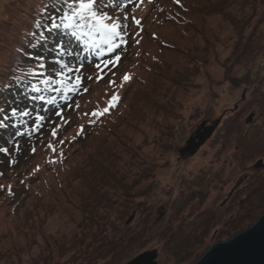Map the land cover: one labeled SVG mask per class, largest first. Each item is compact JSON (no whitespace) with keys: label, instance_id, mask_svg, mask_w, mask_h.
<instances>
[{"label":"rangeland","instance_id":"obj_1","mask_svg":"<svg viewBox=\"0 0 264 264\" xmlns=\"http://www.w3.org/2000/svg\"><path fill=\"white\" fill-rule=\"evenodd\" d=\"M26 3L28 0H0V62H4L6 46L16 41L13 31L24 26L23 6ZM199 8V0H151V3L138 0L125 8L122 15H128L125 32L128 44H123L125 49L120 52L118 66L110 65L106 72L105 69L100 72L96 67L90 70L82 67V87L78 94L69 95L71 107L57 98L56 107L65 109L63 121L53 114L55 109L52 107L44 113L54 123H45L38 133L53 125L58 127V135L53 137L48 130L45 142H33L35 138L24 141L23 136L26 135H23L12 140L11 144L5 140L6 137L2 138L0 147H8L9 154L0 153V231L4 228L6 233V226L11 229L12 223L18 224L27 213L34 215L38 208L46 209L52 200L50 191H56L62 183L64 166L83 157L84 150L98 139L92 133L101 125H109L112 119L125 111L126 106L145 105L152 90H168L177 72L192 66L186 52L202 41V30L207 32L210 29L216 33L209 45H213L221 55L218 57L217 54V61L211 57L210 65L202 72L196 74L198 71L190 70L188 73L182 89L171 102L167 117L162 120L163 133L155 138L158 139L157 144L152 146L146 159V165L151 164L155 168L152 173L147 170L135 186V192L146 193L136 201L148 207V219L155 222V227L148 232L150 236L141 241L144 244L136 245L133 254L131 251L116 257L111 254L99 256L93 245L85 251L87 247L80 245L72 249L70 256L81 260L90 255L89 261L87 257L86 261L83 260L84 264H127L146 251L157 250L158 264H193L214 243L226 241L257 221L264 208L256 212V219L246 221L245 225L239 224L236 228L234 225L226 226L241 215L238 209L242 199L247 197L246 201L249 200L245 205L250 201L258 203L252 187L264 183V168L252 171L260 161L264 162V37L256 48H249L243 58H230L238 40L235 29L230 25L218 27V20L215 27H202L204 20L198 15ZM258 11L248 8L245 15L251 17ZM133 16L140 20V25L133 22ZM181 17L190 19L188 27ZM261 29L264 33V28ZM245 30V34L251 33L253 27H245ZM61 42L74 51L75 46L59 35L50 43L52 49L49 54ZM163 44L166 46L162 47ZM167 44L172 47L168 48ZM226 46H229L227 51ZM49 54L46 57L50 60L53 56ZM87 54L93 60L103 59ZM83 56L81 53L80 58ZM67 59L75 63L74 58ZM158 63L161 64L159 75L153 70ZM101 75L103 78L97 80ZM125 75L130 76L127 82L123 80ZM111 79L115 80V87L109 85ZM16 93L15 97H21L28 103L27 95ZM113 93L119 96V103L108 114L97 118L85 115L107 107ZM218 121L221 126L215 137L207 140L196 153L186 154L185 151L193 149L188 150V142ZM227 129L231 132L228 140L222 133ZM15 133V129L10 131V134ZM15 142L19 143V151ZM49 144L55 146V152L48 147ZM10 157L11 160L7 159ZM48 188L52 189L46 191ZM149 214L153 215L152 219ZM138 215L133 209L125 225L134 224L135 220L137 223ZM209 217L212 218L210 222L207 221ZM80 219L79 215L61 223L57 221L53 227L47 222L45 235H48V244L54 246L61 235H69L67 233ZM186 238L193 243L201 242L195 244L193 257L188 262L178 263L176 261L183 258L179 245ZM47 242L43 253H48L50 246ZM167 249L170 254L165 251ZM62 260L61 264L69 262L65 257ZM33 261L29 259L23 264H38V261Z\"/></svg>","mask_w":264,"mask_h":264},{"label":"trees","instance_id":"obj_2","mask_svg":"<svg viewBox=\"0 0 264 264\" xmlns=\"http://www.w3.org/2000/svg\"><path fill=\"white\" fill-rule=\"evenodd\" d=\"M60 6L59 0H28V3L23 6L24 26L13 31L16 41L6 46L3 52L4 62H0V124L3 125L0 126V142L6 137L5 140L11 144L12 140L18 137L16 133L10 134L12 129H19L20 132L25 133L29 127L28 124L21 126L18 117H11L13 108L18 111L23 110L17 107L20 98L15 97L16 91L26 94L23 84L14 83L16 76H20L21 79H31L23 75L24 71L35 67L33 57L44 56L49 52L48 45L56 35L72 39L66 33L52 32L47 33V39L41 42L38 35L40 29L37 25L45 23L47 17L56 15ZM199 6L198 15L203 16L204 20L202 27H215L214 24L218 20V27L230 25L232 29H235L238 40L230 58H243L242 55L245 56L249 48H256L259 40L264 37L261 29L264 28V0H199ZM248 8L259 11L248 17L245 15ZM187 10H189L188 7ZM11 18L14 17L11 16ZM239 19L242 20L238 22ZM181 21L186 23L187 27L190 24L188 17H181ZM186 26L182 31L184 33ZM245 27H253L252 32L245 34ZM213 33L212 29L207 32L201 31L202 41H198L191 51L186 52L191 58L189 65L192 66L190 68L188 66L182 72H177L176 76L171 79L172 86L168 90L165 88L155 89L154 92L152 90L151 97L146 99L145 105L134 104L128 108L126 106L125 111H122L124 114H118L119 116L112 119L109 125H101L96 132L92 133L98 139L84 150L83 157L75 163L71 161L64 166L62 183H59L56 191H50L52 200L47 203L46 209L38 208L34 215L27 213L26 216L21 217L18 224L12 223L11 229L8 230L6 226V233L2 228L3 230L0 231V264L9 262L23 264L29 259L34 260L33 262L38 261V264H61L64 257L69 264H84L83 260L86 261L87 257L89 261L90 255H85V259L81 260L79 257L70 256L72 249L77 246L87 247L85 251L93 245L95 251L99 252V256L111 254L116 257L122 252L132 251L133 254L136 245L144 244L141 241L148 239L150 236L148 232L152 230L155 222L152 219L153 215L149 214L151 221L148 219V207H143V202L136 201L146 193L135 192V186L139 184L147 170L152 173L155 168L151 164L147 166L146 159L152 146L157 144L158 139L155 138L163 133L162 120L167 117L171 102L182 89L183 82L189 76L188 73L190 70L191 72L198 71L196 74L202 72L210 65L211 57L217 61V54L218 57L221 55L213 45H209V42L215 38L216 32ZM165 46L162 45V47ZM167 47L172 46L167 44ZM228 48L229 46H226L225 50L227 51ZM258 53L259 50L256 54ZM160 66V63L153 66V70L158 75ZM184 76L186 77L181 82ZM29 108L35 109L31 104L25 105V109ZM4 116H8L9 119L3 120ZM220 126L213 135L214 137ZM48 130L50 134L55 130L58 135V127L50 125L48 129L46 126L43 132L23 136V139L26 141L35 138L33 142H45ZM222 133L226 140L231 137L229 129ZM7 159L11 160V157ZM257 169L252 168V171L257 172ZM50 189L52 188L46 191ZM252 189L255 192L254 199L257 198L258 203L253 204L250 201L248 205H245V202L249 200L246 201L247 197L242 199V204L238 209L241 210V215L231 220L230 223L228 222L226 226L234 225L233 228H236L239 224L245 225L246 221L258 217L256 212L264 208V183H259ZM130 202H132L131 206ZM133 209L139 214L137 223L135 220L134 224L125 225ZM79 215L81 219L75 224V228L67 233L69 235L66 237L61 235L56 239L54 246L48 244V235H45L47 222L50 227H53L57 221L61 223ZM211 220L210 217L207 219L208 222ZM2 224L4 225L3 221ZM204 228L208 227L205 225ZM46 242L50 247L46 251L48 253H43ZM198 242L201 240L194 243L188 238L182 240L179 247L181 246L180 253H183V258L176 262H188L193 257L194 247ZM165 251L170 254L168 249Z\"/></svg>","mask_w":264,"mask_h":264},{"label":"snow or ice","instance_id":"obj_3","mask_svg":"<svg viewBox=\"0 0 264 264\" xmlns=\"http://www.w3.org/2000/svg\"><path fill=\"white\" fill-rule=\"evenodd\" d=\"M59 3L61 6L58 13L47 17L45 23L37 25L40 29L38 32L40 40L44 42L47 39V33H66L80 45L81 51H73L61 42L53 49L54 55L50 60L43 55L32 58L35 67L28 68L23 73L31 79H21L20 76H16L14 81L16 85L23 84L26 93L34 94L32 99L46 105L43 109L29 108L18 111L13 108L11 111V117H18L21 126L28 124V131L33 133L39 132L45 123H54L44 115L49 112L50 107L55 109L53 114L63 121L65 109L63 106L56 107L57 98L59 97L68 107H71L69 95L78 94L81 89V69L83 67L79 65L81 52L92 53L98 58H103V68L101 63L95 65L100 72H103L109 65L115 66L120 61L121 57L117 50L126 44L125 32L128 15H122V13L129 0H59ZM133 22L136 25L141 23L134 16ZM67 58H74L75 63ZM102 78V75L98 76L97 80ZM123 80L127 82L130 76L125 75ZM109 85L115 87V80H109ZM83 91L86 92L87 89L84 88ZM118 103L119 96L113 93L107 107L100 111L85 113V115L91 118L102 117ZM76 107L78 108L79 105L77 104ZM2 119L6 121L9 117L4 116ZM0 126L3 125L0 124ZM51 134L55 137L57 133L53 130ZM16 135L23 136L25 133L17 129ZM48 147L55 152L54 145L49 144ZM15 148L19 151L18 142ZM32 151L35 152V148ZM0 153L9 154V148L0 147ZM52 162L55 163V161Z\"/></svg>","mask_w":264,"mask_h":264},{"label":"water","instance_id":"obj_4","mask_svg":"<svg viewBox=\"0 0 264 264\" xmlns=\"http://www.w3.org/2000/svg\"><path fill=\"white\" fill-rule=\"evenodd\" d=\"M219 124L220 121L191 139L188 150L193 148L196 153L213 136ZM256 167L264 168V162L260 161ZM158 256L157 250L146 251L127 264H158ZM193 264H264V211L246 229L226 241L214 243Z\"/></svg>","mask_w":264,"mask_h":264},{"label":"flooded vegetation","instance_id":"obj_5","mask_svg":"<svg viewBox=\"0 0 264 264\" xmlns=\"http://www.w3.org/2000/svg\"><path fill=\"white\" fill-rule=\"evenodd\" d=\"M202 147H203V146H202ZM200 149H201V148H200ZM191 151H193V149H191V150H189V151H185V153H186V154H188V153L190 154Z\"/></svg>","mask_w":264,"mask_h":264}]
</instances>
